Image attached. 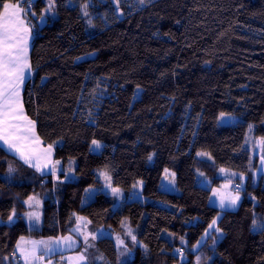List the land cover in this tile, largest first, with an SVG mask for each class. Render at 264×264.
<instances>
[{
  "label": "trees",
  "instance_id": "obj_1",
  "mask_svg": "<svg viewBox=\"0 0 264 264\" xmlns=\"http://www.w3.org/2000/svg\"><path fill=\"white\" fill-rule=\"evenodd\" d=\"M20 2L34 34L25 110L55 162L76 163V179L55 182L0 146V264H22V238L73 235L76 214L94 234H122L129 221L144 248L125 264H180L178 250L184 264L197 255L200 264H264V187L248 144L250 126L264 138V0H53L57 17L41 28L46 1L0 0ZM221 113L239 120L222 126ZM220 168L247 176L237 210L211 206V189L198 184L220 187ZM99 170L126 191L143 181L153 202L114 209L99 191L84 205L89 188H103ZM165 170L181 194L160 190ZM32 196L43 203L34 229L24 220ZM219 215L221 239L214 231L195 252ZM97 247L120 263L112 238Z\"/></svg>",
  "mask_w": 264,
  "mask_h": 264
},
{
  "label": "rangeland",
  "instance_id": "obj_2",
  "mask_svg": "<svg viewBox=\"0 0 264 264\" xmlns=\"http://www.w3.org/2000/svg\"><path fill=\"white\" fill-rule=\"evenodd\" d=\"M47 3V8L49 5V0H45ZM46 8V9H47ZM57 13L54 10V2L52 0V7L49 11H45L44 17L37 21V25L39 28L43 27L45 24H47L48 19H56ZM34 29L36 28L33 26ZM37 27V28H38ZM32 28V27H31ZM141 95V90L137 91V94L135 96V99H138ZM238 118L231 115H225L223 118L220 117L219 124L222 126L227 125H234L238 122ZM252 127H250V133L248 136V144L252 151V157L253 159H258V165L257 168L253 170L252 174L254 176V181L256 185L261 184L264 187V147L261 146L260 141L264 138H258L255 137L252 133ZM103 149V145L99 142V147L96 145H92V151L94 153H100ZM199 157H203L206 160L212 161V158L208 154L201 153L199 154ZM75 165L76 163L74 161H71V163L68 166V169L65 170L66 174H68V177L66 178V181L69 180H75ZM99 177L103 180L104 185L101 190H99L96 187H91L87 190L85 197L83 199V204L86 205L89 202H91L95 197L96 194L101 191L106 194L109 198H111L114 202V209L122 210L125 203L127 202H134L139 201L142 203L145 202H153L150 199H147L144 194V182L139 181L130 191L123 190L121 188L114 187L110 183V175L108 171L106 170H99L98 171ZM107 177V178H106ZM219 177L222 179V182L220 184V187H212L209 181L204 180L200 176L198 177V184L211 189V198H210V205L217 207L223 211L225 210H237L240 202L243 198L244 188L245 184L247 182V176L244 174L231 171L225 168H220L219 170ZM238 186L242 187V190L238 188ZM160 190L174 193V194H181V191L179 187L177 186V174L170 170H165V173L161 179L160 183ZM113 189H119V192L114 194ZM239 194V201L235 204V206H231L228 203L227 197L229 195H236ZM221 197L225 198V206L223 208L220 207V200ZM27 207L29 208L25 218L27 225L31 228H34L37 226V220L39 221V218L36 219L35 217L30 218V213H35L38 215V217L41 216V213L43 212V203L40 197L38 196H32L29 200H27ZM159 205H163L162 203H159ZM76 226L73 228V233L76 236L77 239H75L79 244H81V241L84 243L83 251H80V253L76 255H68V257H64L62 260H57L59 262L65 263V264H109L106 257L98 250L97 247V241L104 237H110L114 240L118 254H119V264H125L128 262L132 256H133V249L137 247L144 248V245L136 239V235L134 232L133 227L130 226L129 221H126L123 226V233H113L107 228H101L97 233H89V220L87 217L76 214ZM220 219V215L217 217L216 224L213 225L211 228L208 229L207 233L208 235L212 234L214 231H216L217 234H219V237H216V241L218 242L221 239V232L220 230L217 231L218 222ZM38 227V226H37ZM207 235V236H208ZM71 237L69 234L67 237ZM85 236H87V240H85ZM135 237V240L132 239V237ZM207 236H204L203 239L199 242L197 247L195 248V252H198L201 245L206 241ZM73 238V237H71ZM130 243V245H129ZM83 255L84 259L79 260L77 259ZM176 255L180 258L181 263L184 264L187 262L186 255L182 250H178L176 252ZM197 258H199V264H200V256L197 255ZM197 258L194 262V264H198ZM212 259H210L211 261ZM56 261V262H57Z\"/></svg>",
  "mask_w": 264,
  "mask_h": 264
},
{
  "label": "snow or ice",
  "instance_id": "obj_3",
  "mask_svg": "<svg viewBox=\"0 0 264 264\" xmlns=\"http://www.w3.org/2000/svg\"><path fill=\"white\" fill-rule=\"evenodd\" d=\"M143 3V0H141ZM3 11L0 12V143L6 146L7 150L20 153L21 158L26 163H32L35 159L39 161L41 156L44 159H49L51 156L52 145H48L46 149H40L39 147L32 148L31 145H39V137L35 135V122L28 118L24 112L23 102L21 98V85L25 79V72L30 70V64L28 62L27 52V40L30 29L25 26L22 19V13L24 9L20 7L19 3H2L0 4ZM52 7V0H49L48 8L45 11H49ZM87 15V7L84 6ZM226 114L221 113V118ZM251 127V126H250ZM99 147L98 141L92 142ZM261 146L264 147V139L260 141ZM151 159V157H149ZM58 163V162H57ZM33 167L40 170L39 163H32ZM13 170L9 168V172ZM107 178V177H106ZM119 189H113V193L116 194ZM228 203L231 206L239 201V194L229 195L227 197ZM225 206V198L221 197L220 207ZM14 215V213H13ZM30 218L35 217L38 219V215L35 213L29 214ZM12 217H9L11 221ZM216 224L213 220L211 228ZM219 231V229H217ZM208 233H205L207 236ZM66 244L73 243L72 238L63 237ZM135 240V237H132ZM87 240V236H85ZM32 248L27 249L22 247V244H18L17 248L20 250L25 261L28 260H42L41 256H37L38 250L37 244H43L46 251H51L48 247L49 242H31ZM59 244L60 241H55ZM15 254V253H14ZM77 259L83 260L81 255ZM199 264V258H197Z\"/></svg>",
  "mask_w": 264,
  "mask_h": 264
},
{
  "label": "crops",
  "instance_id": "obj_4",
  "mask_svg": "<svg viewBox=\"0 0 264 264\" xmlns=\"http://www.w3.org/2000/svg\"><path fill=\"white\" fill-rule=\"evenodd\" d=\"M27 1L32 2L34 0H27ZM13 4H16V3H13ZM19 4H20V7L24 9V12L22 13V19L24 20L25 26L30 29V32L28 35V40H27V47H28L27 57H28V62L30 64V70L25 72V79H24L23 84L21 85V92H20L22 102H23L24 112L27 115L26 110H25V105H24L23 93H24L25 83L33 74L32 65H31V49H32L34 34H33L32 28H31V26L27 20V17H26V9L23 7L22 2H20ZM29 119H31V118H29ZM32 121H34V120H32ZM35 135L39 137L40 144L38 146L33 144V145H31V147L32 148L39 147L40 149H46L48 147V145L45 144L44 141L40 138L38 131H37V123L36 122H35ZM0 146L3 149H5L7 152H9L10 154L17 157L24 164L33 168L36 172L40 173L41 175L52 176V178L55 182L61 180V178H64V177L66 180V178L68 177V174H66V171H65V166L61 163L55 162V159H54L55 150L53 147H52L51 156L49 159L46 160L43 158V156H41V159L39 161H36L35 159L32 161V163H39L40 164V170H38L36 167L32 166V163H26L25 160L21 158L20 153L7 150L6 146L2 145V143H0ZM63 174H65V175H63ZM24 220L26 222V218H24ZM42 222H43V212L41 213V216L39 217V221L37 220V223H36L37 226L40 227L42 225ZM26 224H27V222H26ZM37 226L34 228H38ZM28 228L34 229V228L29 227V226H28ZM88 229H89V233L91 234L92 232H90V226L88 227ZM67 236H59L58 238H43V239L22 238V239H20L18 244H22V247H24V248L31 249L33 246L31 242L44 241V242H49L48 247L51 249V251H46L44 245L38 243L37 244L38 250L36 252V255L41 256L42 260H31L30 259L28 261H25L24 257L22 256V254L18 248H16L15 256L18 257L19 260H21L22 264H65V263L59 262L57 260H62V259H64L65 256L68 257V255H76V254L80 253V251H83V247L85 246L83 241H81V244H79L75 240L77 238L74 234L71 235V237H73L72 238L73 243L66 244L64 242V240L61 238L67 237ZM57 240L60 241L59 244L55 243V241H57Z\"/></svg>",
  "mask_w": 264,
  "mask_h": 264
},
{
  "label": "built area",
  "instance_id": "obj_5",
  "mask_svg": "<svg viewBox=\"0 0 264 264\" xmlns=\"http://www.w3.org/2000/svg\"><path fill=\"white\" fill-rule=\"evenodd\" d=\"M238 188L242 190V187L241 186H238Z\"/></svg>",
  "mask_w": 264,
  "mask_h": 264
}]
</instances>
